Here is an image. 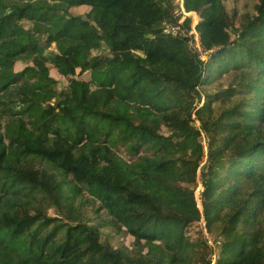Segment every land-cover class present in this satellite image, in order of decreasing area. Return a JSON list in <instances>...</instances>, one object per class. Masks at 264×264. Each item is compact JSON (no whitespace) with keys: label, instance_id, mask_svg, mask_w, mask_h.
<instances>
[{"label":"trees","instance_id":"1","mask_svg":"<svg viewBox=\"0 0 264 264\" xmlns=\"http://www.w3.org/2000/svg\"><path fill=\"white\" fill-rule=\"evenodd\" d=\"M218 1L183 0L200 53L176 0H0V264H264V0Z\"/></svg>","mask_w":264,"mask_h":264},{"label":"rangeland","instance_id":"2","mask_svg":"<svg viewBox=\"0 0 264 264\" xmlns=\"http://www.w3.org/2000/svg\"><path fill=\"white\" fill-rule=\"evenodd\" d=\"M178 5V9L176 10V12H178L179 10L181 11V13L183 14L184 11V7H183V0H176L175 5ZM219 7L221 9H231L233 8L234 4L232 0H219L218 1ZM72 12L74 14H84L87 12L86 9L84 8H73ZM184 15V14H183ZM186 17H191L192 21H191V31L188 33V36H194L195 39V47H199V52L201 53L202 49L200 48V43H199V35L196 32V26L198 25L199 19L198 16L196 18V20L192 17V16H187L184 15ZM245 18L247 17L246 15L244 16ZM195 20V21H194ZM169 26H174V25H169ZM177 29V27H175ZM178 32V31H177ZM167 33V32H166ZM253 34H257V35H263L264 31L261 30H256ZM17 35V34H16ZM95 53V52H93ZM202 60L204 63H207L209 61V57L205 54L204 56H201ZM74 59L77 62V64H81L84 59H85V54L83 52V50L77 51L74 53ZM129 64V68L131 71H135L134 70V62L133 63H128ZM10 66L14 71H19L22 70L25 65H23L22 62L17 61L15 63L12 64H7L3 59L0 58V68L3 67H8ZM205 66H202V71L204 73ZM53 77H56L57 79H59L61 82L65 83L66 79H64L63 77H59L56 75L55 72L51 73ZM204 76V74H203ZM86 79L90 80L89 76H86ZM199 83L197 84V90L198 93L201 95V97L204 95L203 92L201 91V86H199ZM204 97V96H203ZM202 98L200 100V104H201ZM203 102H204V98H203ZM193 119H195V116H193ZM194 124H196L197 127L200 126V123L196 120V122L194 121ZM118 152L121 156H123L126 160H131L128 157V150L125 149L124 145H119L118 147ZM150 154V152H147L145 150L140 151L139 155H147ZM170 157L172 159L178 158L179 160L176 163V170H174L173 168H165L161 171V175L164 177V179L166 180V182L169 183H176L177 184V189L175 190V195L178 196V198L180 200H182L183 202L187 203L188 205L194 206L196 203V197H198L200 199V204L202 207V203H201V193L203 191L202 188V174H201V169L193 166L191 164V161L194 158V154H188V155H178L176 153V151H171L170 152ZM199 181H200V185H199ZM200 207V208H201ZM202 210V209H201ZM50 217H57L59 216L57 213L49 212L48 213ZM201 222L199 224V228L206 230L205 225L206 222L203 218V211H201ZM93 225H95L94 222H92ZM102 233H104L105 235L103 236V240L107 239V237L109 238L111 245H113L114 247H120L121 243H125L126 245H130L131 244V238L128 236L126 237L125 235L119 237L117 236L111 228L109 227H100ZM189 237L186 240L187 243L189 242ZM195 252L198 251V246H196V248H194Z\"/></svg>","mask_w":264,"mask_h":264},{"label":"built area","instance_id":"3","mask_svg":"<svg viewBox=\"0 0 264 264\" xmlns=\"http://www.w3.org/2000/svg\"><path fill=\"white\" fill-rule=\"evenodd\" d=\"M175 27H177V29ZM177 31H179V27L178 26H172L171 27L169 25H166V27H165V33L167 32L166 34H170V35L175 36L177 34ZM197 49H199V47H197Z\"/></svg>","mask_w":264,"mask_h":264},{"label":"water","instance_id":"4","mask_svg":"<svg viewBox=\"0 0 264 264\" xmlns=\"http://www.w3.org/2000/svg\"><path fill=\"white\" fill-rule=\"evenodd\" d=\"M183 12H184V11H183ZM206 65H207V63H204V64H203V66H205V69H203L204 71L206 70ZM201 84H202V83L199 82V86H201ZM199 86H198V87H199ZM202 105H203L202 103L199 104V107H198L197 109H199Z\"/></svg>","mask_w":264,"mask_h":264},{"label":"crops","instance_id":"5","mask_svg":"<svg viewBox=\"0 0 264 264\" xmlns=\"http://www.w3.org/2000/svg\"><path fill=\"white\" fill-rule=\"evenodd\" d=\"M79 9H81V8H79Z\"/></svg>","mask_w":264,"mask_h":264}]
</instances>
